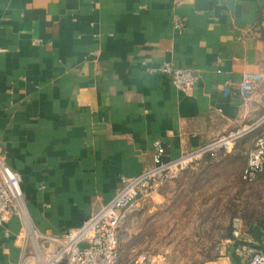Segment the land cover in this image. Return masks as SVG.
Instances as JSON below:
<instances>
[{
	"label": "crops",
	"instance_id": "1",
	"mask_svg": "<svg viewBox=\"0 0 264 264\" xmlns=\"http://www.w3.org/2000/svg\"><path fill=\"white\" fill-rule=\"evenodd\" d=\"M164 63L194 70V90L178 91L159 71ZM245 73L264 75V0H0V156L22 177L28 209L25 223L13 216L0 226V264H37L43 237L80 227L122 178L153 166L157 140L173 160L238 126L262 133L264 79L248 101L223 93ZM244 140L129 209L127 240L153 239L146 226L134 229L140 220L180 223L194 211L186 222L227 224L217 242L192 252L194 264H234L229 195L247 164H234ZM201 185L210 195L194 200ZM262 197L243 229L256 247Z\"/></svg>",
	"mask_w": 264,
	"mask_h": 264
},
{
	"label": "built area",
	"instance_id": "2",
	"mask_svg": "<svg viewBox=\"0 0 264 264\" xmlns=\"http://www.w3.org/2000/svg\"><path fill=\"white\" fill-rule=\"evenodd\" d=\"M175 26L183 28L182 23ZM155 70V69H153ZM159 71L168 76L175 88L189 94L198 83V74L188 68H178L169 63ZM262 73H245L234 89L228 81L223 88L225 96L232 93L248 101L263 82ZM259 128V125H242L227 131L213 142L198 149L184 152L178 158L165 160L162 141L154 144L153 166L137 177L122 178V187L114 199L89 217L80 227L70 229L59 237H43L36 256L37 264H121L120 229L127 212L142 197H146L160 185L179 178L185 171L194 169L207 157H218L232 152L237 143ZM264 172V131L256 137L249 152L241 179L254 184ZM16 216L23 223L28 209L22 190V177L12 170L0 156V226L10 217ZM231 245L236 260L234 264H264V244L256 247L243 240L244 220L238 212L232 221ZM131 264H158L147 253H139Z\"/></svg>",
	"mask_w": 264,
	"mask_h": 264
},
{
	"label": "rangeland",
	"instance_id": "3",
	"mask_svg": "<svg viewBox=\"0 0 264 264\" xmlns=\"http://www.w3.org/2000/svg\"><path fill=\"white\" fill-rule=\"evenodd\" d=\"M260 130L261 129H257L251 134H249L247 137L241 139V140L247 139L248 143L245 142L244 145H239V149H238L239 152L238 155L236 156V160L234 164H236L237 166L238 164L244 166V161L247 162L249 156V153L246 154L247 152L246 149L251 145L254 136L257 133L259 134ZM197 167L189 170H195L197 169ZM182 175L177 179H180ZM222 178L223 176H218L216 178L215 183L217 186L221 183ZM197 179L198 177L196 176V180ZM206 179L207 178L198 179L197 184L199 185L205 184ZM231 179L234 180L235 178H231ZM169 182H173V181H169ZM209 183L210 182L208 181L206 185L208 189H210V185H208ZM165 184L166 183H164L163 185ZM232 184L235 187L234 186L232 187L234 191L230 193L229 201L230 199L234 200V202L232 201L233 205L235 202H238L237 204L235 203V207L233 208L234 217L238 212H241L243 220L245 222L244 217L248 218L249 216H251L252 218H255L258 215H260V210H259L260 207L256 205L255 201L256 199L257 201H260L259 198L260 194L264 196V188L261 189V185H264V175H262L261 179H259V181L255 184H251V185L246 184L242 181V179H240L239 181H234L232 182ZM163 185L157 186L151 192V194H149L146 197H142V199L148 198ZM222 186L224 185L222 184ZM198 189L204 191L198 193L197 195H194L195 193H193L192 198L194 200L203 198V196L207 197V195H210V191H205V185L204 186L201 185ZM260 189L263 190V193H261ZM262 207H264V204L262 205ZM170 215L171 213L168 214V216L165 219H168ZM193 215H195L194 211L191 212V214H189L188 216H185L183 214V216L180 218L181 222L174 224H167L166 222L161 221L160 219L155 217H152V219H150V223L145 222L147 220V218H145L144 222L140 220L139 224H134L135 227L134 229L138 228L142 230V228L146 226L149 229V233L151 232L152 234L153 239L151 240H148L143 235V232L138 234L136 238L127 240L126 236L129 231V228L131 227L130 225L131 222L129 221L130 223H128V220L125 221L126 220L125 217V219L121 224V229L119 234L120 253L121 252L123 253L122 264H129L130 261L134 259L136 252L137 253L145 252L149 254L161 253L163 257L161 256L160 258L159 257L156 258L158 264H194L196 262L197 257L195 255H192V252L196 251V249L199 247H203V249H205L208 245L217 242L218 236H220L222 233L223 234L226 233L227 224L215 223L214 225H210V224L203 225L196 223L194 221L190 223L186 222L189 219H193ZM174 233L176 236H174ZM181 233L183 235V238H181L180 236ZM198 233H200L202 239H199ZM193 236L194 237L196 236L198 240L192 238ZM152 256H156V255H152Z\"/></svg>",
	"mask_w": 264,
	"mask_h": 264
},
{
	"label": "trees",
	"instance_id": "4",
	"mask_svg": "<svg viewBox=\"0 0 264 264\" xmlns=\"http://www.w3.org/2000/svg\"><path fill=\"white\" fill-rule=\"evenodd\" d=\"M262 175H264V172H263L262 174H260L258 180H257L255 183H257V182L259 181V179H261ZM255 183H254V184H255ZM249 185H251V184H249ZM259 198H260V199L263 198L261 194L259 195ZM235 203L237 204L238 202H235ZM235 203H234V205H235ZM244 219H245V217H244ZM232 221H233V220H232ZM245 221H246V219H245ZM232 229H233V227H232V223H231V228H230L231 233H232Z\"/></svg>",
	"mask_w": 264,
	"mask_h": 264
}]
</instances>
